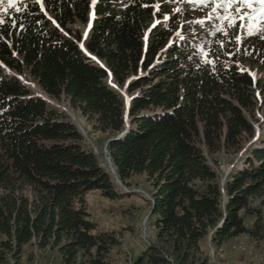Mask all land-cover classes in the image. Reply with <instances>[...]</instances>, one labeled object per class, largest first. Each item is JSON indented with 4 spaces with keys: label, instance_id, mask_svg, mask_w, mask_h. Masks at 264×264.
Wrapping results in <instances>:
<instances>
[{
    "label": "trees",
    "instance_id": "16d2710c",
    "mask_svg": "<svg viewBox=\"0 0 264 264\" xmlns=\"http://www.w3.org/2000/svg\"><path fill=\"white\" fill-rule=\"evenodd\" d=\"M154 1H97L84 45L103 67L86 56L74 27L89 23L91 0H43V8L26 0L0 20V62L110 132L122 183L145 175L152 184L156 241L133 264H208L196 254L210 233L215 244L255 234L249 216L261 227L264 39L243 38L241 54L230 58L220 35L194 41L204 29L194 12L172 11L164 0L154 12ZM238 59L258 74L241 70ZM110 78L126 89L128 106ZM222 151L240 157L224 177L212 164ZM92 190L121 196L70 116L0 64V264H20L29 246L56 250L60 264H110L118 240L95 232L86 208Z\"/></svg>",
    "mask_w": 264,
    "mask_h": 264
},
{
    "label": "rangeland",
    "instance_id": "374dc122",
    "mask_svg": "<svg viewBox=\"0 0 264 264\" xmlns=\"http://www.w3.org/2000/svg\"><path fill=\"white\" fill-rule=\"evenodd\" d=\"M162 1V0H160ZM178 0H164L171 4V8L180 5ZM26 0H14L9 6L8 0L0 3V20L3 14L18 8L25 3ZM220 0H205L204 3H196L191 0L185 3L182 10L183 13L194 12L197 17L206 18L215 16V22L208 27L212 33L215 32L219 37V43L222 46V52H227L231 58L233 55L239 56V42L243 38L252 35L260 36L264 34V16H258L256 19L250 20L246 18L241 21L235 20L236 26L229 27V13L233 11L235 6H229L227 11L223 7H217ZM255 7H259L258 5ZM195 8V9H194ZM244 11H250L247 8ZM169 14V11L166 12ZM155 18L152 24L159 22ZM251 24V27L248 25ZM243 25V26H241ZM74 27L84 34L87 30L86 24L76 23ZM206 28L205 31L207 32ZM176 29L173 30L174 33ZM197 36V35H195ZM208 36L200 37L198 44H207ZM240 52V53H239ZM238 66L247 68L248 66L235 61ZM252 74H258L252 71ZM16 71H13L15 73ZM30 76L25 75L21 78L30 86L35 94L46 98V101L53 108L65 112L77 124L82 131L88 148L92 149L98 156L101 164L113 174L112 168L108 163L107 157H110L107 149L108 141L111 133L103 132L93 118L82 115L77 109L73 108L66 97L56 99L45 93L37 83H30ZM259 121L257 123L258 130L264 129V116L260 112L258 114ZM249 142H246L248 145ZM216 158L212 164L218 169L219 173L224 177L232 167L239 164V155L237 153L220 152L214 156ZM111 159V157H110ZM114 168V167H113ZM115 170V168H114ZM116 172V171H115ZM116 184L118 192L121 196L117 199H109L104 197L100 191L92 190L86 195V208L90 214L91 220L97 224L95 232L113 233L118 242L112 246L106 258L110 264H133L142 251L146 250L150 244L156 241V231L154 226V217H152V209L149 200L151 199L152 184L146 179L145 175L134 176L128 180L127 184L121 182L116 174ZM259 205V201L254 202ZM246 224L250 228H255V234L243 233L226 239L224 242L215 244L211 234L208 235L201 243V252L196 254V259L208 258V264H264V206L261 217L257 219L261 227H256V217H247ZM167 248V244H159ZM60 255L56 250H40L36 246H29L24 253L20 264H60ZM200 264V262L198 263Z\"/></svg>",
    "mask_w": 264,
    "mask_h": 264
},
{
    "label": "snow or ice",
    "instance_id": "6c2138e0",
    "mask_svg": "<svg viewBox=\"0 0 264 264\" xmlns=\"http://www.w3.org/2000/svg\"><path fill=\"white\" fill-rule=\"evenodd\" d=\"M3 0H0L2 3ZM14 2V0H8L9 6ZM196 3H204L205 0H193ZM259 7H255V6ZM229 6H235L233 11L229 13L228 17H224L229 20V27L236 26L235 20L238 18L243 21L246 18L250 20L256 19L258 16H264V0H220L217 7H223L227 11ZM247 8L250 11H244ZM243 26V25H241ZM251 27V24L248 25ZM260 39H264V34H261Z\"/></svg>",
    "mask_w": 264,
    "mask_h": 264
},
{
    "label": "water",
    "instance_id": "95a60500",
    "mask_svg": "<svg viewBox=\"0 0 264 264\" xmlns=\"http://www.w3.org/2000/svg\"><path fill=\"white\" fill-rule=\"evenodd\" d=\"M120 93L123 94V95L126 97V99H127V96H126L125 90H120ZM125 131H126V130H125ZM125 131L122 132L119 136H121L123 133H125ZM110 140H112V139H110ZM110 140H109V141H110ZM107 159H108V163H109V165H110L111 168H112L113 174H116V172H115V170H114V168H113L114 166H113V164H112V161H111L110 157H107Z\"/></svg>",
    "mask_w": 264,
    "mask_h": 264
}]
</instances>
